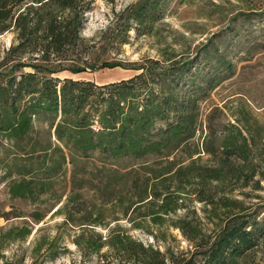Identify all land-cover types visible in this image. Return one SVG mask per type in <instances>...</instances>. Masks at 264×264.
Returning <instances> with one entry per match:
<instances>
[{"label":"trees","instance_id":"16d2710c","mask_svg":"<svg viewBox=\"0 0 264 264\" xmlns=\"http://www.w3.org/2000/svg\"><path fill=\"white\" fill-rule=\"evenodd\" d=\"M145 8L144 3L135 5L128 17L144 24L145 13L152 18L155 12V7L150 12ZM86 9L84 0H0V34L12 28L19 40L8 51L16 59L7 60L13 63L0 72V138L7 142L0 146V165L9 198L52 202L57 208L51 215H62L64 223L83 232L108 229L94 251L111 247L127 264H259L264 202L245 207L231 197L235 189H229L243 168L246 181L239 188H259L255 165L245 155L253 145L249 130L242 123L225 125L221 152L218 155L205 142L202 152L210 159L202 165L201 151L169 159L197 131L193 105L181 104L171 90L181 72L173 56L165 60L166 66L161 64L159 73L140 64L132 67L141 70L139 74L113 83L56 76L122 67L119 62L93 60L91 52L82 57ZM23 54L30 58L20 61ZM25 67L32 71L17 74ZM208 132L213 135L210 122ZM140 169L144 174L133 176ZM191 195L202 204L206 222L192 224L187 217L173 222L193 248L181 259H174L169 248L161 252L133 238L117 219L108 221L114 209L128 217L156 202L149 214L153 223L161 224L165 215L179 209L181 197ZM31 217L44 219L39 211ZM205 224L212 225L210 232ZM29 234L28 227H13L5 237L21 240Z\"/></svg>","mask_w":264,"mask_h":264},{"label":"rangeland","instance_id":"374dc122","mask_svg":"<svg viewBox=\"0 0 264 264\" xmlns=\"http://www.w3.org/2000/svg\"><path fill=\"white\" fill-rule=\"evenodd\" d=\"M84 2L88 9L83 13L84 27L80 32L85 40L82 57L87 58L91 52L93 60L119 62L122 67L79 74L64 71L56 76L92 81L97 85L113 83L139 74L141 70L132 67L140 64H146L152 73H159L161 64L166 66L169 62L165 60L173 56L177 61L174 66L181 72L171 90L181 104L189 102L193 105L197 131L194 138L174 151L169 159H182L187 151L202 152L205 142L219 155L223 131H227L225 125L242 123L253 137L252 149L245 155L255 165L254 181L259 180V188L251 191L250 184L239 188L246 181V169H238L236 175H241L240 178L231 180L229 185V189H235L231 197L239 199L245 207L264 202V0ZM139 3H144L149 12L155 7L152 18L145 13L148 18L142 25L128 17L129 11ZM127 26L130 30L126 33L124 28ZM18 41L12 28L0 34V72L13 63L7 60L16 59L15 54L8 51ZM23 51L27 52L26 48ZM29 58L30 54H23L20 61ZM153 61L159 64L151 63ZM28 71L32 69L25 67L17 74ZM209 122L213 125L210 137ZM6 144V140L0 138V146ZM200 155L202 163L199 165L210 159L208 154L202 152ZM3 174L0 165V264H127L111 247L94 251L95 245L109 235L108 229L95 227L83 232L79 227L64 223L62 215H51L57 208L52 202L38 204L27 199L9 198ZM143 174L144 170L140 169L133 176ZM240 193L248 196L243 197ZM181 198L179 209L165 215L161 224L153 223L149 214L156 210V202L144 204L128 217L114 209L108 221L117 219L121 229L133 238L151 244L161 252L169 248L174 259H181L182 253L185 257L193 248L173 222L182 217L191 219L192 224L206 222L202 204L195 200V195ZM34 211H39L44 219L33 220ZM16 215L21 216L14 217ZM140 222L141 226L134 227ZM23 226L30 228V234L24 239L5 237L8 229ZM204 228L210 232L212 225L205 224ZM259 253V264H264V250Z\"/></svg>","mask_w":264,"mask_h":264}]
</instances>
